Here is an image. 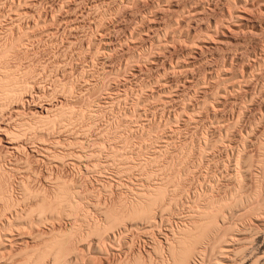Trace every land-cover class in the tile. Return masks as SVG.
<instances>
[{"label": "rangeland", "instance_id": "rangeland-1", "mask_svg": "<svg viewBox=\"0 0 264 264\" xmlns=\"http://www.w3.org/2000/svg\"><path fill=\"white\" fill-rule=\"evenodd\" d=\"M0 47V264H264V0H0Z\"/></svg>", "mask_w": 264, "mask_h": 264}, {"label": "bare ground", "instance_id": "bare-ground-1", "mask_svg": "<svg viewBox=\"0 0 264 264\" xmlns=\"http://www.w3.org/2000/svg\"><path fill=\"white\" fill-rule=\"evenodd\" d=\"M13 45H11V47H12ZM3 47V46H2ZM2 47H0V49L2 48ZM5 47V49L7 48L6 46H4ZM9 48V47H8ZM4 49V48H3ZM4 49V53H3V51H2V49L0 50V60H3V59H5L6 58V56H7V54H5V51L6 52H8V49H6L5 50ZM15 49V48H14ZM10 50V49H9ZM3 54H2V53ZM2 54V55H1ZM8 57V56H7ZM8 61V60H7ZM3 62V61H2ZM5 63V62H4ZM4 63H1L0 62V110L2 111V109H3V107L5 106V105H8V103L6 104L5 102L6 101H8V100H10V99H12V98H17V97H19L24 91H25V89H27V87H28V82L26 81V78H25V80L24 79H20V77H19V79L20 80H17V76H15V74L8 68V66H6ZM13 70V69H12ZM21 72V71H20ZM29 74V73H28ZM21 75V74H20ZM22 75H23V73H22ZM24 76V75H23ZM21 78H24V77H21ZM31 86V85H30ZM29 86V87H30ZM21 97V96H20ZM15 100V99H14ZM18 101V100H17ZM5 104V105H4ZM5 108V107H4ZM7 108V107H6ZM52 108V107H51ZM55 108V107H54ZM53 108V110L51 111V110H47V112H46V114H45V116H41L40 117V119H38L39 120V122L41 123V124H44V123H52V122H54V120H56L57 118H62V117H64L63 115H65V112L61 109V110H58V109H54ZM64 109V108H63ZM33 117V116H32ZM35 121V120H34ZM37 121V120H36ZM38 122V123H39ZM24 124V123H23ZM25 126V125H24ZM27 126V125H26ZM32 126V125H31ZM30 126V127H31ZM22 128V127H21ZM16 132V131H15ZM18 132V131H17ZM18 133H20V132H18ZM7 134V133H6ZM10 135H8V136H10V142L11 141H14V140H12V138H15L17 135H15L16 133H14L13 134V132H11V133H9ZM19 135V134H18ZM12 137V138H11ZM18 137V136H17ZM21 137V136H20ZM6 138H8V137H6ZM19 138V137H18ZM18 138H16V139H18ZM8 141V142H9ZM14 146V145H13ZM16 147V146H15ZM1 169V168H0ZM5 171V170H4ZM1 173V172H0ZM1 175V174H0ZM7 179V178H6ZM2 184V183H1ZM63 185V184H62ZM64 185H66V184H64ZM11 190V189H10ZM153 190V192H151V193H149L146 197L145 196H143L144 197V199H137L134 203H133V206L131 207V208H133V211H134V213L135 212H138V213H140L141 215H144V216H146V214H148L149 213V210H150V208H151V206L155 203V201L162 195V193H163V190L161 189V188H155V190L154 189H152ZM59 193H60V195L59 194H57V195H59V196H57V199H58V201H60V203L61 204H63L64 205V203L66 204V203H69V205H70V207L72 208V209H74L75 208V205H77V202L78 201H74L73 200V196H72V191H70L69 189H68V187L67 186H62V188H61V186H60V188H59ZM2 192V190L0 191V195L2 194L1 193ZM7 193V194H6ZM4 194V195H3ZM1 196H2V198H4L5 199V202H8V199L11 197H9V195H8V192L6 191H4V193H3ZM56 195V194H55ZM143 195H144V193H143ZM0 196V197H1ZM137 197H141V195L139 194ZM2 198H0V201L2 200ZM3 199V200H4ZM56 199V198H55ZM132 201V200H131ZM63 202V203H62ZM9 203V202H8ZM8 203H6L7 205H8ZM9 206V205H8ZM44 207H46V206H44ZM43 207H41V209H42ZM78 209V208H77ZM149 216V215H148ZM147 219V218H146ZM116 220V217L114 218V219H112L111 221H110V223L108 224V226L107 227H110V226H112L113 225V223L114 222H116L115 221ZM115 224V223H114ZM117 224V223H116ZM208 224V223H207ZM210 225V224H209ZM214 226V225H213ZM197 228V227H196ZM181 232V235L179 236V237H177V240H176V243L175 244H177V247H176V245H172L171 243H169V244H171V246H170V250L169 251H171L170 252V254H172V259L174 260V262H175V264H182V263H184L185 262V257L187 256L186 255V251H187V249H188V247L190 246V243L192 242V241H194L196 238L193 236V239H191L190 238V235H189V232H190V230L187 228H182V230H180ZM189 231V232H188ZM188 232V233H187ZM191 233V232H190ZM197 235V234H196ZM199 235V234H198ZM225 235V234H224ZM176 236V235H175ZM223 238V237H222ZM7 239V238H6ZM61 240H63V239H61ZM191 240V241H190ZM60 241V240H59ZM216 241V240H215ZM172 242V241H171ZM226 242H228V241H226ZM64 243V242H63ZM192 244V243H191ZM191 251V250H190ZM187 253H188V251H187ZM186 255V256H185Z\"/></svg>", "mask_w": 264, "mask_h": 264}]
</instances>
